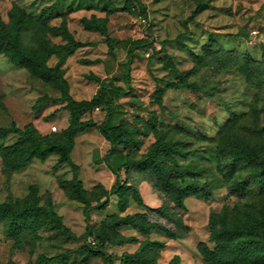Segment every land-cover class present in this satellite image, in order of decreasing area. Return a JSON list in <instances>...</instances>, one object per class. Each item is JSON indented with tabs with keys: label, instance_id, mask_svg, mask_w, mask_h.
<instances>
[{
	"label": "rangeland",
	"instance_id": "374dc122",
	"mask_svg": "<svg viewBox=\"0 0 264 264\" xmlns=\"http://www.w3.org/2000/svg\"><path fill=\"white\" fill-rule=\"evenodd\" d=\"M12 3L24 5L32 14L51 6L48 25H59L64 19L75 39L83 44L62 65L69 94L75 100H90L95 94L104 96L101 83L109 85L111 123L135 129V143L127 150L121 148L123 154L139 157L146 153L155 141L151 127L154 123L159 128L158 136L172 139L186 150L187 157L177 162L195 164L213 182L211 199L187 197L185 210H179L157 189L148 169L125 172L110 157L123 181L138 189L145 205L165 204L190 227L176 240L157 231L150 234L166 245L157 264H166L173 255L179 256L181 264H205L197 244L206 242L212 247L208 242L209 213L220 211L227 199L231 213L236 205L245 203L252 204L258 213L264 212V192L253 183L251 168L244 161L231 180L247 181L248 193L228 198L229 181L219 169L229 156L222 157L216 151L222 134H235L255 145L264 156V0H0V17L6 23ZM91 17L104 22L112 39L111 47L105 36L84 28L82 19ZM39 34L36 26H30L23 33L24 43L35 45ZM44 36L53 43L62 42L49 32ZM245 52L259 61L250 78L239 67L240 56ZM164 55L171 59L172 66H165L160 60ZM56 61L53 56L48 65L54 66ZM177 76H185L186 83L179 88L165 87ZM158 88L164 89L159 100ZM42 96L50 100L37 105ZM59 97L60 92L53 85L0 55V98L5 105V109L0 108V127L14 122L20 129L33 126L41 137L62 136L69 113L64 101L54 100ZM97 107L98 110L92 108L81 115L82 121H91L95 127L74 136L70 153L72 162L79 166L78 179L92 203L105 200L115 182V175L103 162L109 142L97 129L106 106ZM232 115L236 118L228 123ZM202 135L213 139H203ZM17 137L9 134L0 139V148L12 144ZM71 177V166L60 163L57 154L42 161L32 159L13 171L4 166L0 154V202L22 199L28 186L35 184L40 203H52L71 234L42 228L40 239L34 243L27 235L16 243L7 233L6 222L0 221V264H38L36 258L41 254L65 255L64 261L53 264H105L102 256L91 255L93 245L89 239H94L96 227L109 215L133 213L141 208L130 199L126 210L120 213L117 197L109 194L106 206L90 211L87 219L84 204L68 196ZM149 217L172 227L153 214ZM120 231L143 239L134 229ZM136 248L137 244L130 243L106 250L119 255ZM112 264L119 263L114 260Z\"/></svg>",
	"mask_w": 264,
	"mask_h": 264
},
{
	"label": "trees",
	"instance_id": "16d2710c",
	"mask_svg": "<svg viewBox=\"0 0 264 264\" xmlns=\"http://www.w3.org/2000/svg\"><path fill=\"white\" fill-rule=\"evenodd\" d=\"M69 9V7H68ZM199 9V8H198ZM197 9V10H198ZM51 6H45L37 14H32L22 4L12 3L8 11V22L0 17V55L15 66L27 69L45 82L53 85L60 92V97L54 100L65 102L69 113V123L62 136L47 135L41 137L33 126L27 125L18 128L14 122L7 127H0V139L9 134H17V139L9 145L0 148L4 166L8 170H17L24 167L32 159L45 160L51 154L58 155V161L70 165L72 177L68 181V196L84 204L83 212L88 219L92 210H100L107 204L109 194L117 197V206L122 213L128 207L129 200L141 208V211L126 214H112L105 217L95 229V244L92 247V256H102L105 264H112L114 260L119 264H157L161 251L165 249V241L150 237L152 232H160L166 238L176 240L181 238L190 227L184 223L182 216L168 208L165 204L158 207H148L144 204L138 189L123 181L120 169L113 165L110 157L120 163L125 172L131 169H148L157 189L179 210H185L184 200L190 196H199L208 201L213 196V182L204 175V171L191 163H178L177 159H185L187 152L172 139H163L158 136L159 128L154 123L155 141L146 153L139 157L125 155L122 149H129L135 143V129L126 124L111 123L112 97L108 84L101 83L104 96L95 94L90 100H75L68 90V83L64 78L62 65L66 58L73 54L75 49L83 44L76 40L67 28L63 19L59 25L49 26L52 17ZM192 19V17H190ZM83 26L88 31H96L105 36L106 43L111 47V38L107 34L104 22L91 17L82 19ZM36 26L40 34L36 44L29 46L23 41V33L30 27ZM49 32L52 36L61 38V43H53L44 36ZM148 52V50H147ZM56 58L54 66L48 65L51 57ZM264 56V48H263ZM165 66H172L168 56L160 59ZM259 61L252 59L247 52L240 56L239 67L246 78L253 75ZM128 69V67H127ZM176 72V71H175ZM127 73V72H126ZM176 81H168L165 87L179 88L186 83L185 76H177ZM164 87V88H165ZM163 88L156 90V99L159 100ZM50 98L42 96L37 105L47 103ZM99 105L106 106L103 120L97 125L98 131L109 142V149L103 155V162L115 175L114 185L107 191L106 199L92 203L86 197V191L78 179L79 166L71 160L73 138L76 134L87 128L95 127L91 121H82L81 115ZM0 108L5 109L0 98ZM235 115L228 123H233ZM228 123L226 125H228ZM203 139L213 138L202 135ZM216 151L218 155L229 156V160L219 169L226 181L228 198L231 195H244L248 193L247 181L231 180L235 172L244 161L251 168V179L260 192H264V156L258 153L255 145L241 139L235 134H222L218 139ZM122 148V149H121ZM228 200L222 205L220 211L210 212L208 217V242H199L197 250L205 264H264V212L258 213L250 203L242 206L236 205L231 213ZM150 214L164 219L167 227L158 221H152ZM0 221L6 222L8 235L18 243L24 235L29 236L31 242L40 239L39 231L42 228L58 229L67 236H71L68 228L63 224L52 203H40L38 189L35 184L28 186V192L22 199L13 202H0ZM122 228L134 229L143 237L140 240L135 235H124ZM137 244L133 252H123L119 255L106 250L109 246L124 244ZM65 255L53 256L38 255V264H53L62 262ZM166 264H181L178 255H173Z\"/></svg>",
	"mask_w": 264,
	"mask_h": 264
},
{
	"label": "built area",
	"instance_id": "2783aa9c",
	"mask_svg": "<svg viewBox=\"0 0 264 264\" xmlns=\"http://www.w3.org/2000/svg\"><path fill=\"white\" fill-rule=\"evenodd\" d=\"M142 22L144 23V22H145V19H142ZM95 110H98V107H95ZM54 128H55V127H53V129H54ZM89 242H90L92 245L95 244V240L92 239V238L89 239Z\"/></svg>",
	"mask_w": 264,
	"mask_h": 264
},
{
	"label": "crops",
	"instance_id": "0c3cea01",
	"mask_svg": "<svg viewBox=\"0 0 264 264\" xmlns=\"http://www.w3.org/2000/svg\"><path fill=\"white\" fill-rule=\"evenodd\" d=\"M136 232V231H135Z\"/></svg>",
	"mask_w": 264,
	"mask_h": 264
}]
</instances>
